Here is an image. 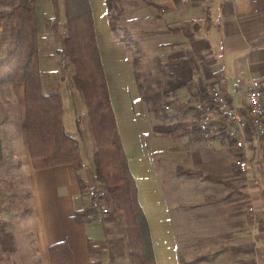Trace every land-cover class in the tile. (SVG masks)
Wrapping results in <instances>:
<instances>
[{
  "label": "crops",
  "instance_id": "crops-1",
  "mask_svg": "<svg viewBox=\"0 0 264 264\" xmlns=\"http://www.w3.org/2000/svg\"><path fill=\"white\" fill-rule=\"evenodd\" d=\"M158 1L146 3L158 11L163 5L162 18L172 24L167 20L164 29L154 34L157 57L166 54L160 63L169 69L162 88L147 84L155 92L153 107L142 97L136 69L111 27L105 0H88L118 136L147 221L155 264H182L179 249L193 238L197 225L188 237L183 227H174L183 226L187 215L192 222L191 213L214 209L215 204L218 209L223 205L246 211L240 223L250 231L242 238L245 261L235 264H264V129L257 132L248 125L243 131L245 173L236 169L240 151L228 134L231 125L223 123L224 128L219 126L210 139L193 130L198 121L193 101L209 87L219 89L237 107L244 105L252 81L264 88V0H161L160 5ZM32 3L43 93L60 95L64 129L80 145L76 96L56 71L66 28L62 0ZM8 11L0 10V18L4 16L0 59L13 41ZM66 102L76 115L72 132L66 128ZM13 105H17L16 116ZM67 122L70 126L69 118ZM174 124L178 126L171 134L153 130L156 125ZM0 143V225L11 235L13 245L11 251L0 246V264H51L49 246L60 242L69 247L74 264L123 263L116 249L126 239L123 218L113 213L100 221L85 194L94 179L93 165L86 164L81 154L79 168L72 163L32 166L23 82L0 84ZM175 191L181 194L178 202H174ZM76 213L82 215L81 221L74 218ZM237 225L230 215L228 230Z\"/></svg>",
  "mask_w": 264,
  "mask_h": 264
},
{
  "label": "trees",
  "instance_id": "trees-1",
  "mask_svg": "<svg viewBox=\"0 0 264 264\" xmlns=\"http://www.w3.org/2000/svg\"><path fill=\"white\" fill-rule=\"evenodd\" d=\"M118 2L105 0L112 28ZM0 5L10 7L6 19L15 27L13 47L0 59V84H24L25 132L32 166L39 169L72 163L79 168L82 165L80 145L64 129L62 99L59 94H44L42 90L36 13L32 0H0ZM62 6L66 27L62 48L73 65V81L86 108L95 143L94 178L103 183L117 210L122 212L130 264H155L147 221L137 202L134 178L129 172L118 136L90 5L88 0H62ZM134 73L137 78L138 72ZM138 85L142 97L153 102V107L156 106V99L151 98L155 96L153 89L149 85L142 86L139 80ZM220 122L225 124L224 120ZM197 125L198 121L194 124V132ZM177 126L156 125L153 130L160 134H171ZM74 218L77 221L83 219L80 213H76ZM0 246L4 251L13 249L12 237L2 225ZM49 255L51 264H74L65 242L49 246Z\"/></svg>",
  "mask_w": 264,
  "mask_h": 264
},
{
  "label": "rangeland",
  "instance_id": "rangeland-1",
  "mask_svg": "<svg viewBox=\"0 0 264 264\" xmlns=\"http://www.w3.org/2000/svg\"><path fill=\"white\" fill-rule=\"evenodd\" d=\"M160 2L161 0L157 3L160 5ZM160 6L161 9L158 11L153 8V6L147 4L146 0H119L117 9H115V13L112 18V24L115 28L116 36L123 40L124 45L128 49L127 52L132 60L134 68L139 73L138 80L142 86H146L147 84L155 86L158 84L160 88H162L163 86L161 80L165 79L169 68L160 63L165 58L164 56L166 54H163L161 57H157L158 51L157 48L154 47V34L156 31L164 29V24L167 20L169 24H172V22L170 19L162 18V16L166 14V10L163 5ZM61 7L63 13L62 3ZM8 9V7H0L3 14L8 11ZM2 17L3 18H0V21L2 19V21H4V16ZM14 35L15 27L11 26V40H13ZM151 41H153V43ZM9 46L10 48L13 47V41ZM60 54L56 70L58 72L57 75L59 77L61 76L60 78L64 81L63 84L66 86V89L72 90L74 96H76L78 125H80L81 128V131L78 129L76 130L79 133L80 152L83 156L84 162L88 165H93L95 143L87 114L85 112L86 108L73 81V65L68 61L63 53V50L62 53L60 51ZM44 76L45 74H43V78ZM54 81L55 79L53 78V82ZM56 90L60 91V87H57ZM12 113L14 116L17 115V105L14 110H12ZM70 113H72V115H70ZM65 118L66 128L69 132H72V129L77 125L76 115L68 109L67 102L65 104ZM68 118L70 120V126L67 122ZM237 165L238 163L236 166ZM236 169L238 170V167ZM99 183L104 189L107 203L110 208V215L116 213L123 218L122 212L117 210L112 197L104 187L103 183ZM173 198L174 202L175 200L178 202L179 198H181V194H178V192L175 191ZM177 204L178 203H175V205ZM216 206L218 205L215 204L214 209L210 208L205 211L197 209L195 216L192 213L190 216V219L193 218V224H191L192 222L188 220L189 215H187L183 226L176 225L174 227L176 230L183 227L181 229H183L184 235L188 237L190 230L193 226L197 225V227H194L192 230L193 238H187L185 242H182V250L179 249V260L182 264H235L245 261L246 247L242 238L245 235L247 236L250 231L245 224L240 223L246 218V211H242L241 209H225L223 205L218 209ZM197 207L200 208V202H198ZM249 209L252 210V207H249ZM230 215L232 220H236L239 224L234 227L235 230H232V232H230L231 230H228L227 228ZM199 222L200 226L198 225ZM197 232H199V234H197ZM233 234L234 236L230 238ZM230 239L232 240L231 243ZM116 249L117 253L122 256V264H129V262H127L126 239L123 240V243H120ZM248 249L249 247L247 250Z\"/></svg>",
  "mask_w": 264,
  "mask_h": 264
},
{
  "label": "built area",
  "instance_id": "built-area-1",
  "mask_svg": "<svg viewBox=\"0 0 264 264\" xmlns=\"http://www.w3.org/2000/svg\"><path fill=\"white\" fill-rule=\"evenodd\" d=\"M66 34V28L64 36ZM245 103L241 107L230 103L223 92L214 86L209 87L205 93L197 96L193 105L198 114L197 130L203 139H210L219 129L220 120L232 127L227 129L235 148L240 151L238 169L241 173L247 170V161L242 153L244 148V129L251 125L257 132L264 129V88L258 81H252L245 96ZM89 206L96 211L98 219L105 221L110 214L104 189L94 178L85 190Z\"/></svg>",
  "mask_w": 264,
  "mask_h": 264
}]
</instances>
